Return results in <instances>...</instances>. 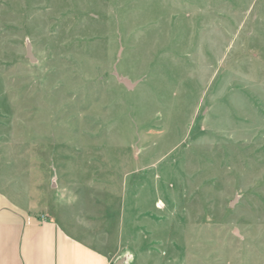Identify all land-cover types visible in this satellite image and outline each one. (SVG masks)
I'll list each match as a JSON object with an SVG mask.
<instances>
[{"label": "rangeland", "instance_id": "1", "mask_svg": "<svg viewBox=\"0 0 264 264\" xmlns=\"http://www.w3.org/2000/svg\"><path fill=\"white\" fill-rule=\"evenodd\" d=\"M0 190L121 263L264 264V0H0Z\"/></svg>", "mask_w": 264, "mask_h": 264}, {"label": "crops", "instance_id": "2", "mask_svg": "<svg viewBox=\"0 0 264 264\" xmlns=\"http://www.w3.org/2000/svg\"><path fill=\"white\" fill-rule=\"evenodd\" d=\"M84 233L73 212L42 214L0 190V264H135L117 260L119 240L94 242Z\"/></svg>", "mask_w": 264, "mask_h": 264}, {"label": "water", "instance_id": "3", "mask_svg": "<svg viewBox=\"0 0 264 264\" xmlns=\"http://www.w3.org/2000/svg\"><path fill=\"white\" fill-rule=\"evenodd\" d=\"M125 83L128 85V83L125 81Z\"/></svg>", "mask_w": 264, "mask_h": 264}]
</instances>
